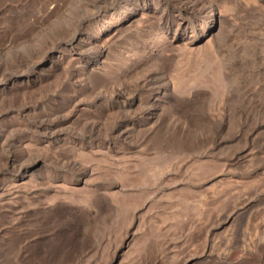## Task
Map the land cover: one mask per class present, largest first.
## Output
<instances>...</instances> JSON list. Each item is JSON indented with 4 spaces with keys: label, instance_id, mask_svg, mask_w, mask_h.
<instances>
[{
    "label": "rangeland",
    "instance_id": "obj_1",
    "mask_svg": "<svg viewBox=\"0 0 264 264\" xmlns=\"http://www.w3.org/2000/svg\"><path fill=\"white\" fill-rule=\"evenodd\" d=\"M126 1L138 0H0V79ZM139 1L146 16L108 41L70 110L67 143L28 137L15 165L0 150V264H264V0ZM211 6L220 13L200 14ZM197 23L211 31L203 41ZM166 26L178 41L153 54ZM133 58L138 68L119 73ZM72 66L44 84H10L13 112L0 101V122L27 134L34 118L53 114ZM99 82L107 88L97 100ZM116 90L144 108L161 100L151 134L135 127L136 111L110 108L91 135L97 106L116 107ZM194 98L201 127L173 106ZM39 156L37 171L20 178Z\"/></svg>",
    "mask_w": 264,
    "mask_h": 264
},
{
    "label": "bare ground",
    "instance_id": "obj_2",
    "mask_svg": "<svg viewBox=\"0 0 264 264\" xmlns=\"http://www.w3.org/2000/svg\"><path fill=\"white\" fill-rule=\"evenodd\" d=\"M139 6L140 1L138 0L136 2L126 1L121 3L115 7V9L112 8L113 11L106 8L103 11L104 16L100 21L88 27L80 24L75 25L74 28L71 29L72 31L69 32L67 39L60 40L55 44L52 43L51 46L49 45L50 47L47 48L48 51L45 53V60L43 62H36L30 66H26L27 68L25 69H21L22 67L19 68L18 66L17 68L19 69L13 72L11 71L10 73L6 71L2 72V77L0 79V101L7 107L5 111L9 113L13 112V110L8 107L6 101V95L9 94L8 91L12 88L10 84H13L16 89H24L38 82L44 84L53 78L51 74L52 71L60 69L65 65L69 66L71 63L73 64L72 68H74L76 72V76L72 81L70 78V80L68 79L61 84L63 94L60 100L55 99L49 103L55 106L52 111L53 114H46L43 119L38 117L34 118L33 121L26 126L27 134L18 133L16 129L17 125L13 122H8L7 124H3L4 121L0 122V150H4L9 158L11 157V164L15 165L25 157V145L27 144L28 137H33V139L34 137L41 138L42 142L54 147H60L67 143L65 135L67 128H70L71 108L77 109L80 106L81 102L79 100L83 93L91 86L88 84L89 76L96 71L99 64L104 63L108 58L110 54V47L107 44L108 41L116 38L123 30L131 27L136 21L142 20L144 16H146V14L144 15L145 9H141ZM207 11H212V15L214 12H216V14L220 13L217 7L200 8L201 15ZM95 12V9H90L88 14H94ZM120 12H123L122 16H120ZM212 18L213 17H211L210 20H212ZM203 25V23H197L196 25L199 29L201 28V41L211 34V31ZM173 32L170 26H166L153 40H151L150 50L153 54L159 55L164 53L172 42L178 41L177 34ZM173 34L174 38L170 40ZM92 50L97 51V54L90 58ZM1 65L2 64H0V67H2ZM139 65L140 62L133 58L130 64L120 68L119 73H132ZM106 88L104 82H99L92 88L97 90V100L102 99L103 91H105ZM114 96L116 107L114 105L107 108L101 105L97 106L96 112L98 113L96 117L99 119L90 122L91 135H93V132L99 129L100 125L104 123L105 113L110 108L136 111V114L141 115V117L135 127L146 130L147 134H151L156 129L158 125L157 118L160 113L159 110L162 109L161 105H163L160 99H156L152 106L144 108L139 99L135 96L128 98L123 97L119 90H116ZM169 101L174 102L171 98ZM173 106H175L176 111L184 117L186 123L188 121L191 125L201 127L203 123L207 122V118L205 117L206 114L202 111L201 106L195 98L193 101L183 102ZM39 107L43 108L44 105L40 104ZM189 136V134L185 135L184 138L188 139ZM168 141H170V139ZM160 142L162 145L164 142L166 143L163 137L160 139ZM41 159L42 157L39 156L35 165H31L20 172L22 174L20 178L31 175L32 171H37L36 169L43 163Z\"/></svg>",
    "mask_w": 264,
    "mask_h": 264
}]
</instances>
